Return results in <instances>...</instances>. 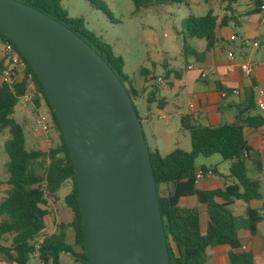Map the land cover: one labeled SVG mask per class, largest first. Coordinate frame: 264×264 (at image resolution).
Listing matches in <instances>:
<instances>
[{"label": "trees", "instance_id": "trees-1", "mask_svg": "<svg viewBox=\"0 0 264 264\" xmlns=\"http://www.w3.org/2000/svg\"><path fill=\"white\" fill-rule=\"evenodd\" d=\"M18 1L39 9L75 31L106 60L119 76L132 101L142 96V91L134 85V79L122 71V57L114 55L108 43L84 27L82 17H70L59 5L60 0ZM87 1L112 20L103 1ZM131 1L134 12L151 9L157 4L184 3V0ZM203 1L207 3L212 0ZM221 1L227 3L223 15H217L209 9L204 15H189L185 18L187 37L203 38L206 46L210 47L215 41L218 27L227 26L230 22L238 26L240 18L261 11L260 7L264 3V0H250L252 8L245 13L236 14L232 5L239 0ZM185 38L183 35L182 49L184 54H187ZM0 44H10L13 52L24 62L22 76L17 79V70L10 68L5 56L0 60V78L6 70L15 77L12 83L0 79V133L5 129L8 132V139L4 142V151L8 157L5 163L7 178L2 182L6 188L0 201V255L12 264H29L32 258H36L38 264H60L61 255L69 254L75 263L88 264L73 164L60 124L33 68L1 31ZM143 70L145 71V68L140 72L146 75ZM169 73L170 70L164 67L161 76L166 79ZM155 81V76L147 78L150 90L144 98L148 105L155 103L160 109L163 102L158 95L159 89ZM29 84L33 86L31 101L34 107L37 109L41 102L45 103L57 132V141L51 143L44 151L25 148L23 126L13 117L15 106L19 98L26 95ZM263 124L264 117L261 115L213 127L192 125L185 117H181L180 128L189 133L188 151L174 148L161 155L157 148H149L170 264H205L208 247L219 244H228L233 249L238 247L237 230L240 223L233 215L230 205L235 200L248 202L259 196L257 179L247 175V164L251 156L244 137V127H258ZM213 154H219L222 160L229 161L224 186L199 189L196 187L194 175L195 158ZM199 168L204 169L202 166ZM67 182L70 183V189L62 201L71 210L72 219L67 223H57L56 230L47 234L44 229L45 218L50 213L48 198H57L58 190ZM169 185L173 186L171 191ZM191 196H195L197 202L206 207L204 224L200 221L199 208L189 207L187 204ZM263 209L264 207L260 210L246 208V227L251 233L255 231L256 224L261 219L260 211ZM67 228L73 231V244L66 241ZM75 247L79 250L76 251ZM229 259L231 264H250V257L245 253L230 252Z\"/></svg>", "mask_w": 264, "mask_h": 264}, {"label": "water", "instance_id": "water-1", "mask_svg": "<svg viewBox=\"0 0 264 264\" xmlns=\"http://www.w3.org/2000/svg\"><path fill=\"white\" fill-rule=\"evenodd\" d=\"M0 31L26 58L60 124L88 264H170L141 119L119 76L75 31L0 0Z\"/></svg>", "mask_w": 264, "mask_h": 264}, {"label": "crops", "instance_id": "crops-1", "mask_svg": "<svg viewBox=\"0 0 264 264\" xmlns=\"http://www.w3.org/2000/svg\"><path fill=\"white\" fill-rule=\"evenodd\" d=\"M215 1L217 0L209 1L211 3L209 9L217 15H223L227 3L218 0L220 6L213 8ZM232 8L236 14L245 13L252 8V1L239 0L236 4L232 5ZM261 16V11L255 12L240 18L238 26H234L230 22L227 26L218 27L215 33V41L210 47L206 46V41L203 38L188 37V40H186V45L188 46L187 54H184L181 42L177 56L173 57V62L166 61L165 59H149L151 68L141 66L136 72L129 75L134 79L135 87L142 91V96L139 99L142 100L141 105L144 112L142 115H138L141 122H146L151 133V145L148 144L150 149L157 148L160 154L161 146H168L170 151L174 148L188 151L190 147L189 133L180 128L181 117H185L192 125L209 127L233 123L251 116L261 115L264 117V113L256 108L254 102V89L256 87L264 89V24L260 22ZM231 35H235L236 38L230 39ZM254 40L258 41V46L256 47L251 44ZM229 54H233V59L228 58ZM1 58L0 44V60ZM242 63H247L251 67L250 72L247 73L241 69ZM188 65H192V68H188ZM156 66H159L161 70L154 72ZM164 67L170 70L166 79L161 76L164 72ZM144 68L145 71H143L146 75L140 72ZM202 69L209 72L208 77L204 79L199 77V72ZM172 70L175 71L173 72ZM21 76L22 69L17 68V79ZM150 76L156 77L155 82H157L159 89L158 95L163 102L160 109L156 107L155 103L148 105L145 102L144 97L150 90L149 83L147 82V78ZM158 78L161 81H158ZM32 88V84H29L27 93L30 91L32 94ZM230 88L238 89V95L228 94L225 97L220 96L221 90ZM27 93L25 96L31 97ZM251 96L253 105L250 106ZM27 102L32 103V101L25 102L24 100L22 106L19 107L20 111L23 110ZM170 102H172V112L174 115L164 125V129H157L155 123L150 122L154 117L157 119L168 118L169 115L164 110ZM190 105L193 107L190 108ZM50 134L52 137L47 132L40 134V136H35L33 142L34 148L43 151L47 150L51 144L50 142L46 144L47 138L50 141H57V133ZM244 137L250 148L249 155L251 156L247 164V175L252 179H257L259 196L257 199H251L248 202L235 200L230 205L233 215L236 218H241L240 226L237 230L238 247L233 249L228 244L208 247L206 249L205 264H231L229 259L230 252L249 255L250 264H264V209L260 211L261 219L257 222L255 231L251 233L246 227V208L260 210L264 207L263 126H245ZM201 166L212 168L215 174L212 177L196 179L197 188L214 189L224 186V177L227 174L220 173L215 165L206 166L199 164L195 165V170ZM4 187L6 188L5 185ZM168 188L171 191L173 186L169 185ZM2 198H0V201ZM47 204L50 211L48 215L52 216L53 225L51 224L47 232L45 218L44 230L45 233L50 234L56 230L57 223L70 222L72 212L64 204L65 207L62 205L58 197L48 198ZM187 204L189 207L199 208L201 212L200 221L204 224L206 220L205 205L199 204L195 196L189 197ZM68 232L70 233V239H68ZM66 241L73 244V231L71 228L66 229ZM242 246H245V248L242 249ZM75 250L78 251L79 249L75 247ZM0 264L12 263L0 256ZM60 264L77 263H75L71 255L62 254Z\"/></svg>", "mask_w": 264, "mask_h": 264}, {"label": "rangeland", "instance_id": "rangeland-1", "mask_svg": "<svg viewBox=\"0 0 264 264\" xmlns=\"http://www.w3.org/2000/svg\"><path fill=\"white\" fill-rule=\"evenodd\" d=\"M110 11V20L99 9L94 8L87 0H60L59 5L65 9L70 17H82L84 27L92 31L97 37L108 43L114 55L122 57L124 64L122 71L131 75L136 72L141 66L149 67V59H165L173 62L174 56H177L182 36H186L185 18L189 15L201 16L209 9L211 3L203 0H184L181 4H157L151 9H143L134 12V5L131 0H101ZM220 1V0H219ZM220 6V3L215 1L213 8ZM159 66L155 67L154 72L160 71ZM31 95V92L27 93ZM31 98V97H30ZM24 97L19 98L15 111L14 119L23 126L25 135V148L32 149L34 145V137L40 136L42 131H34L33 126L37 122L45 121L47 123V134L57 133L54 129L50 112L44 102H41L37 110L31 102H27L23 110L19 107L24 103ZM133 104L137 113L142 115L144 112L142 100L136 98ZM167 115L166 119H157L154 117L150 123H155L157 129H164L167 121L171 120L174 115L172 112V102H170L164 110ZM147 145H151V133L145 121L141 122ZM8 139L7 129L0 133V198L4 196V184L2 182L7 177L5 163L8 159L4 151V142ZM48 142L54 141L46 139ZM150 147V146H149ZM168 146H161V154L165 155L170 152ZM190 149V147H189ZM188 149V150H189ZM195 165L203 164L206 166H216L222 174H228L229 161L222 160L219 154H213L207 157L199 155L195 158ZM70 189V183H65L57 192V197L63 205V196ZM64 206V205H63ZM65 207V206H64ZM239 217L237 220L240 223ZM53 218L51 215L46 217V231L51 226ZM53 225V224H52ZM45 232V230H44ZM68 232V239H70ZM1 256V255H0ZM29 264H38L36 258H32Z\"/></svg>", "mask_w": 264, "mask_h": 264}, {"label": "built area", "instance_id": "built-area-1", "mask_svg": "<svg viewBox=\"0 0 264 264\" xmlns=\"http://www.w3.org/2000/svg\"><path fill=\"white\" fill-rule=\"evenodd\" d=\"M261 12H262V16L260 19V22L262 24H264V3L261 5L260 7ZM236 36L235 35H231L230 39H235ZM252 46L256 47L258 46V41L254 40L251 42ZM1 52H2V56H5L6 61L9 62L10 64V68H15L17 70V68H23L24 67V62L17 56L16 53L13 52L12 50V46L10 44H1ZM229 59H233V54H229L228 56ZM188 68H192V65H188ZM241 69L244 72H250L251 67L247 64V63H242L241 64ZM209 72L205 69L200 70L199 72V77L201 79H204L206 77H208ZM2 81L8 82V83H12L15 80V77H13L10 73L9 70H6L3 72V74L1 75L0 78ZM158 81H161L160 78H158ZM239 91L236 88H230V89H224L220 91V96L221 97H225L228 94L231 95H238ZM254 95H255V105L256 108L264 113V89L260 88V87H256L254 89ZM25 102L26 101H31L30 97L24 96ZM193 106L190 105V108H192ZM36 115H38L39 111L36 109L35 110ZM163 116V115H162ZM263 129H264V124L262 125ZM47 123L45 121L42 122H37L35 126H33L34 131H42L43 133L47 132ZM214 171L212 168H198L197 170H195L194 175L196 179H204V178H208V177H212L214 175ZM41 239V238H40ZM39 239V241H40ZM245 246H242V249H244ZM42 264V263H39Z\"/></svg>", "mask_w": 264, "mask_h": 264}]
</instances>
